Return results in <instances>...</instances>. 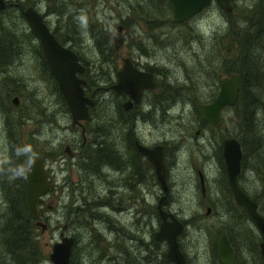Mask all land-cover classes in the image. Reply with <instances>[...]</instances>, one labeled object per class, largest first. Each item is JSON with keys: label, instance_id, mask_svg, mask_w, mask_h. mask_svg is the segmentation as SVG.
Returning <instances> with one entry per match:
<instances>
[{"label": "rangeland", "instance_id": "374dc122", "mask_svg": "<svg viewBox=\"0 0 264 264\" xmlns=\"http://www.w3.org/2000/svg\"><path fill=\"white\" fill-rule=\"evenodd\" d=\"M6 1L11 4L0 13V26L15 33L14 44L23 50L35 43L30 40L31 35L26 36L28 25L18 9L31 5L44 14L53 32L61 33L57 34L62 41L77 47L83 55L87 61V70L82 74L86 79L85 91L94 90L95 98L89 119L82 121L87 147L68 157L63 152L64 143L78 151L81 132L79 127L70 126L69 111L50 74L26 58L0 66L3 70L0 73V205L5 189L17 187L35 156L43 158L50 182L47 196L39 207L48 225L43 231L35 228L37 253L29 264H52L48 253L51 244L60 238V231L75 238L68 264H151L150 261L165 264L162 253L165 247L152 238L159 218L149 209L161 191L157 181L150 192L143 189V179L150 181L151 178L146 163L136 157L142 183L135 182L129 188L133 183V168L106 175L104 163L91 161L98 141L110 146L114 139L113 145L120 152L128 136L127 130L130 134L133 130L148 145L166 141L164 163L168 192L165 207L179 217H196L185 233L188 236L185 251L194 263L207 264L204 238L200 233H205L206 227L210 236L215 234L213 201L224 187L225 175L221 140L225 136L238 139L240 130L232 106L223 107L219 122L210 125L202 121L194 101L212 98L218 78L233 69L235 37L228 29L229 20L234 24L240 22L255 0H231L229 12L211 1L181 23L171 20L167 0ZM118 24L122 25V44L111 54L114 62L102 60L101 57L109 54L102 46H111V34ZM124 56L151 68L155 74L154 88L142 93L132 114L121 108V96L109 87ZM21 81L26 83L29 95L21 93L14 107L9 90L13 91ZM117 103L124 123L122 128L117 118L116 138L115 126L108 136L103 128L108 109L112 117H117V110L116 116L113 115ZM248 142L245 140L244 148L240 146L239 179L252 192L264 193V179L253 168ZM198 171L203 176V191ZM103 176L112 183L120 182L119 177L125 181L126 186L118 188L124 194L118 205L124 207L121 215L115 213L117 205L110 208L104 203L106 182ZM63 178L70 188H65ZM59 182L63 187L55 191L54 184L58 186ZM45 202L50 204L49 208ZM206 204L211 206L207 215L204 214ZM199 225L202 229L197 230ZM197 248L198 254L193 256Z\"/></svg>", "mask_w": 264, "mask_h": 264}, {"label": "water", "instance_id": "95a60500", "mask_svg": "<svg viewBox=\"0 0 264 264\" xmlns=\"http://www.w3.org/2000/svg\"><path fill=\"white\" fill-rule=\"evenodd\" d=\"M171 9V20L173 22L183 21L198 13L205 5L215 1L219 7L228 12L231 10V0H167ZM5 0H0V9L6 5ZM21 15L27 23L32 34L37 38L48 70L55 80L56 86L61 93L70 114L71 124L78 123L79 119H88V106L92 104V99L84 94L83 85L85 79L78 77L76 73L83 70V66L77 61L75 53L68 47L61 44L50 31L39 11L29 5L21 10ZM122 25H116V31L111 34L112 43L117 48L122 44ZM218 90L215 96L206 102H196V108L200 117L205 122L214 125L220 119V111L225 106H231L239 90V75L230 72L218 78ZM153 75L149 71L141 70L133 65L129 57L122 59L120 68L116 70V81L111 84L115 93L124 92L128 98L122 102L124 108H129L131 101L136 102L140 91L145 87H153ZM16 103V97L11 98ZM138 151L145 155L151 165L157 181L163 192H166L164 181V164L162 161L161 146L151 147L136 143ZM221 155L224 161L227 181L232 191L234 201L243 205L252 216L258 228L261 230L263 240L260 243L261 252L264 256V218L256 211L255 203L251 201L237 186L236 175L240 170L241 148L239 141L233 136H225L221 140ZM48 190L47 173L44 169L41 157L31 160L29 169L25 176L24 184V206L30 217H34L38 210V200L45 195ZM164 194L157 200V214L160 218L157 229L154 231L156 240H163L166 243L165 256L174 264H181L182 253L178 249L176 235L182 223L174 215L170 214V219H166V212L161 207L165 203ZM50 207L49 203L45 204ZM35 225L43 231L47 223L41 219L34 221ZM73 238L70 235H62L51 244L48 253L52 264H68L69 254ZM217 255L219 259L227 264H231L232 252L224 234H220L217 240Z\"/></svg>", "mask_w": 264, "mask_h": 264}, {"label": "flooded vegetation", "instance_id": "af4514ba", "mask_svg": "<svg viewBox=\"0 0 264 264\" xmlns=\"http://www.w3.org/2000/svg\"><path fill=\"white\" fill-rule=\"evenodd\" d=\"M6 3H7V1H6ZM10 4L11 3L8 2V5H10ZM25 7H27V6H25ZM25 7H23V8L21 6L18 7L20 13H21V10L24 9ZM41 15L43 17L44 22L47 24L48 28L50 29V31L54 34L55 38L61 44L70 48L75 53V55L77 57V61L83 66V70L81 72L76 73V75L78 77L84 78L82 76V74L85 73L87 70L86 69L87 68V61H85L83 55L80 54L77 47H76L77 48L76 49L75 46H72V44H67L64 41H62L59 37V35H61V33H59L57 31V33H59V35H58L55 31L53 32V30L50 28V26L48 25V23L45 20L44 14L41 13ZM32 39L35 41V43L27 45L26 48L23 50L20 49L19 47H17L15 44L9 45L10 53L8 54V56L10 57V59L6 62V65H8L9 63L12 65L14 63H17V61L19 59L23 60V58H26V60L28 62L34 64L35 66L37 65L39 67L40 66L43 67V69L45 68L44 70H46V72L51 75V73L48 70V66L45 62L44 56L42 54L38 40L33 34L31 36L30 40H32ZM120 46H121V44L117 48H115L113 43L111 44V46L109 44L103 45L102 46L103 49L107 50L109 52V54L104 55V57H101V59L114 62L115 58L111 54L114 53V50L115 51L118 50V48ZM25 53H27L26 56H25ZM124 57H129V56H124ZM124 57H121V64H122V59ZM130 61L133 65L140 68L141 70L151 72L153 75V81H154V86H155V74H154L153 70L151 68L143 67L141 63H135L132 58H130ZM1 65L2 64H0V66ZM120 66L118 68H120ZM117 69H115V72H114L115 73V79L112 83H114L116 81V70ZM0 73H3L2 69L0 70ZM51 77H52V75H51ZM112 83L109 84L110 88H111ZM85 85H86V79H85V84L83 85L84 94L87 95L88 97H90L93 101L92 104L90 106H88V114L90 117V108L93 107V105L95 104L94 90H90L88 93H86ZM154 86L142 88V90L140 91V95H139L138 100L136 102L131 101L132 105L127 109L123 107L122 102L128 98V95L124 92L115 93V91L112 88L111 89L113 90V92L115 94H117L118 96H121V101H120L121 108L125 111H128L130 114H132L135 105L139 102V100L141 98L142 93L145 90L154 88ZM218 87H219V85L217 84V90H218ZM11 89L9 90V95H10V101L14 107H16V105H18L19 98L21 97V93H23L24 96H26V97H28V95H29L26 92L27 86H26L25 82L21 81L20 84H17L14 87L13 91H11ZM217 90H216V92H217ZM12 97H16V99H17L15 104L11 100ZM212 98H210V99H212ZM209 100H205L203 102H206ZM118 106H119L118 103L115 104V107L113 109V111H114L113 115H115V110H117V112H118L117 117H114V116L112 117L111 113H110L111 110L108 109V114H107V119H106L107 122H106L105 127H104L106 129V131L103 128V133L107 136L111 135V130H112L113 126H115V122L117 121V118H118V123L121 124V126L123 128V123H124L123 121L124 120L120 115V112H119L120 108ZM89 117H88V119H89ZM88 119H85V120L79 119L78 123L76 122L72 125L71 124V118H70V126L72 128L79 127V129H80L81 141L79 142L78 151H75L74 149H72L68 143H64L63 152H65L68 157H72L78 153H81L84 150V148L87 147V137H85V135H84V125L82 124V121H86ZM114 130H116V138H117V134H118L117 125L114 127ZM127 131H128V136H126V141L122 142V143H124V146L122 147L120 152L113 145V142L115 143L116 140L112 139L113 142L110 141L111 142L110 146L105 145V144L103 145V141H100V148H101V150H100V161L102 163H104V166H106V168H107L108 172L105 173L106 175H108L111 172H115L117 174L123 168H125L126 170H129V168H133V170L131 171L132 172L131 174H133L132 179H131L133 183L129 185V188L130 187L132 188L133 184L135 185V182L139 183V185H140V183H142L140 180V175H139L140 173L137 170L138 165H137L136 157H138L139 159H142L146 163V165L148 166V168L150 170V176H151L150 181L147 180L146 178L143 179L142 187L146 192H150L152 185L156 184L157 179H156L154 171H153V166L149 162L148 158L138 151V149L136 147V143H140V144L147 146V147H151L153 145L161 146L162 161L164 164V176H165L164 156H166L165 153L167 152L166 151V141L153 142L151 145H148V144L143 143L136 136V134L133 132V130H131V134H130V130H127ZM130 154H135L136 156H132ZM42 160H43V158H42ZM43 164H44V160H43ZM44 169H45V164H44ZM240 169H241V162H240ZM45 171H46V169H45ZM46 173H47V171H46ZM197 173H198V181L200 184V189H201V191H203V188H204L203 176L200 173V171H198ZM47 179H48V189H49L50 188V182H49L48 174H47ZM151 179H152L153 183L151 182ZM261 179H264V178L261 177ZM102 180H104L106 182V186H103L104 203L107 205H110L111 206L110 208H113L117 205L115 207L117 209L115 213H117L118 215H121L122 212L124 211V207H121V206L118 207V205H120V203L122 202L121 198H123L124 194H121L120 189H118V188L119 187L124 188L126 186L124 179L122 177H119L118 180H120V182L118 181V182L112 183L110 181H107L106 176H103ZM62 181H63V185L65 186V188H70V185L65 183L66 180L64 178L62 179ZM164 181H165V184L167 187L166 192L162 191L160 184L157 181L159 184V187H160L161 194L157 197L154 204L149 205V207H150L149 209L152 210L151 212H155L156 215L158 216V214H157V209H158L157 208V200L162 194H164V199L166 202L163 205H161V207L167 213L166 219L169 220L171 218L170 214H172V215L176 216L182 223V226H181L178 234L176 235V241H177L178 249L180 250V252L182 253V256H183V260H182L181 264H196V263H194L192 256H190L188 258V255L185 251V248L187 247L186 243L188 240V236H186L185 233L186 232L188 233V227H190L192 225V223H194L196 217H194V216L179 217L172 210L165 207V205L167 203V192H168V186H167L165 177H164ZM223 181H224V187H222L219 190V193H217L215 195V201H213V205L216 207V210H215L216 213L214 214L215 234H214V236H210L206 227H204L205 233L204 232L200 233V235L204 238V242H203L204 243V249L206 252V256L208 258L207 264H227V263H225L219 259L217 252H216L217 240H218V237L220 234L225 235V237L228 241V244L231 248V252H232L231 264H264V256L261 252V247H260V243L263 240L262 232L258 228V226L256 225L252 216L246 210V208L243 205H239L234 201L231 188L229 187V184L227 181L226 172H225V175H223ZM58 184H59L58 186H57V183L54 184L55 191H57V189H61L60 187H63L61 182H59ZM236 184L240 188V190L251 201H253L255 203L256 211L264 218V193L263 192L261 193L260 191L256 192V190L254 192H252L251 189L243 186V181H240V179H239V172L236 175ZM46 196H47V192L45 193L44 196H42L40 198L41 203L44 201V198ZM41 203H40V206H41ZM210 208H211V206L209 204H206L204 214H206V215L209 214ZM38 217L42 220L44 219V215H42V213H39V211H38ZM159 222H160V218L157 222L156 229L158 227ZM199 229H202L200 227V225L197 227V230H199ZM155 230H153V232H152V238L154 240H156L154 238V231ZM62 235H64V234H62L60 231V237ZM140 237L142 238V241L144 242L143 237L142 236H140ZM72 238H73V242H74L75 238L73 236H72ZM184 239L186 240V242L182 241ZM148 241H150V240H148ZM156 241L162 242L164 247H165V249L163 248V250H162V253L165 257V264H174L172 261L168 260L165 256L166 243L163 240H156ZM197 254H198V248L195 251H193V256H197ZM150 263L156 264L155 261H150Z\"/></svg>", "mask_w": 264, "mask_h": 264}, {"label": "trees", "instance_id": "16d2710c", "mask_svg": "<svg viewBox=\"0 0 264 264\" xmlns=\"http://www.w3.org/2000/svg\"><path fill=\"white\" fill-rule=\"evenodd\" d=\"M8 6L0 9V13ZM229 22L228 29L235 37L236 61L231 72L239 75V90L231 105L240 130L237 140L242 148L245 140L249 141L254 160L253 168L264 178V0H255L240 22L236 21L235 24L230 20ZM28 35L32 36L30 30L26 32V36ZM14 43L15 33L1 25L0 64H6L10 59L9 45ZM55 88L59 92L56 83ZM196 102L199 100L194 101L195 108ZM97 143L92 162L100 161V141ZM24 181L21 176L14 190L6 188L5 197L1 201L3 204L0 205V264L10 262L29 264L33 262L37 253L34 231L38 226L34 221L39 217L38 215L30 217L24 206ZM40 203L39 200L38 204Z\"/></svg>", "mask_w": 264, "mask_h": 264}]
</instances>
